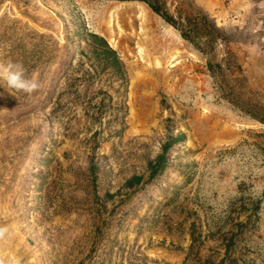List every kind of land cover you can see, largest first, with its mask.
<instances>
[{
  "label": "rangeland",
  "instance_id": "rangeland-1",
  "mask_svg": "<svg viewBox=\"0 0 264 264\" xmlns=\"http://www.w3.org/2000/svg\"><path fill=\"white\" fill-rule=\"evenodd\" d=\"M160 1L174 18L204 11ZM229 2L216 3L220 16L204 12L225 42L203 55L142 2L0 0V63L23 64L41 85L28 95L0 83V264H264V124L251 117L264 119V57L248 55L238 26L264 12L244 0L224 14ZM126 10L179 36L182 71L145 80L101 16ZM85 31L103 36L127 71L121 122L106 84L73 92L88 69L81 54L62 78ZM208 61L224 76L211 77ZM161 154L164 169L149 179ZM132 176L143 180L127 189Z\"/></svg>",
  "mask_w": 264,
  "mask_h": 264
},
{
  "label": "trees",
  "instance_id": "trees-1",
  "mask_svg": "<svg viewBox=\"0 0 264 264\" xmlns=\"http://www.w3.org/2000/svg\"><path fill=\"white\" fill-rule=\"evenodd\" d=\"M122 2H142L156 15H158L163 21L175 29L180 37L191 44L194 49L202 53L207 54V51L213 52L217 41L225 42V39L221 33L216 30V22L214 19H209L208 15L202 11H197L194 15H181L179 13L177 18L172 17L165 10L164 5L160 0H118ZM80 44L84 45V48H78L72 52L70 60L65 64V68L62 71V78H66L68 72L72 69V62L78 54H81L87 60L88 69L80 71L79 78L73 79L71 85L75 94L79 93V88H91L95 84L107 86L117 92V97L114 101L112 96H109V102L112 103L111 113L113 118L123 121L124 114L119 117L123 110V98L125 96L128 87V76L124 64L122 63L117 52L109 45L107 40L96 33L85 31L80 35ZM229 59H234L235 56L229 51L227 53ZM237 70H240V65L236 66ZM207 69L211 77L216 78L218 74L224 76V70L221 64H213L211 61L207 62ZM61 80V79H60ZM60 85V81H57L54 89L57 90ZM122 90V93H121ZM98 94V93H96ZM104 99H100V104L104 103ZM125 113V112H124ZM252 118L258 120L264 124V119L251 115ZM174 143L168 145V149H172ZM166 164L164 154L156 157L154 162L147 163L148 178L154 179L162 172ZM143 180L142 176H132L125 182V188L132 189L135 186H139ZM260 201L256 202L255 213L259 208ZM249 220V218H247ZM232 235L225 245V253L228 252L231 243ZM194 242V239L192 240ZM199 263L196 264H225V259H220L218 262L212 259H197Z\"/></svg>",
  "mask_w": 264,
  "mask_h": 264
},
{
  "label": "bare ground",
  "instance_id": "bare-ground-1",
  "mask_svg": "<svg viewBox=\"0 0 264 264\" xmlns=\"http://www.w3.org/2000/svg\"><path fill=\"white\" fill-rule=\"evenodd\" d=\"M101 16L129 55L141 63L145 80L164 82L173 71L183 70L181 39L169 28L161 29L149 16L137 14L134 10L121 14L104 11Z\"/></svg>",
  "mask_w": 264,
  "mask_h": 264
},
{
  "label": "clouds",
  "instance_id": "clouds-1",
  "mask_svg": "<svg viewBox=\"0 0 264 264\" xmlns=\"http://www.w3.org/2000/svg\"><path fill=\"white\" fill-rule=\"evenodd\" d=\"M249 6L258 12H264V0H250ZM242 30L246 29L249 36L247 42L243 43L245 51L250 57H264V16L247 25L238 24ZM0 83L18 92L31 95L39 90L40 83L27 76V69L21 63L8 62L0 63ZM6 227H0V235L6 233Z\"/></svg>",
  "mask_w": 264,
  "mask_h": 264
},
{
  "label": "crops",
  "instance_id": "crops-1",
  "mask_svg": "<svg viewBox=\"0 0 264 264\" xmlns=\"http://www.w3.org/2000/svg\"><path fill=\"white\" fill-rule=\"evenodd\" d=\"M204 11L203 12H211L214 11L215 14L217 13L218 16L223 14L220 9L218 11H215L214 7L217 4H222L225 0H194ZM230 1L227 7L225 8V13L224 14H229V13H240V10L243 8L242 6L244 5V0H228ZM214 16H217L215 15ZM240 14L238 15L237 18H239ZM216 21V20H215ZM239 21V20H237Z\"/></svg>",
  "mask_w": 264,
  "mask_h": 264
}]
</instances>
